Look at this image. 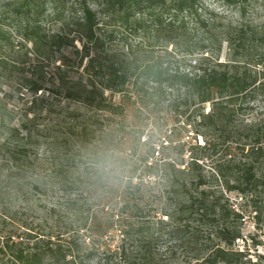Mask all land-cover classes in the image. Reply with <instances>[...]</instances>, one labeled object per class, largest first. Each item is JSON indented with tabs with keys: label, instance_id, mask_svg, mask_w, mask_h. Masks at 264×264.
Segmentation results:
<instances>
[{
	"label": "trees",
	"instance_id": "16d2710c",
	"mask_svg": "<svg viewBox=\"0 0 264 264\" xmlns=\"http://www.w3.org/2000/svg\"><path fill=\"white\" fill-rule=\"evenodd\" d=\"M223 1L237 20L222 22L200 0L12 4L22 42L10 46L28 60L0 58V68L23 71L32 97L18 124L2 126L1 213L29 208L51 186L108 216L91 214V248L67 226L24 218L0 234V264H89L113 227L120 244L105 249V264L251 263L232 248L241 216L228 193L264 187V113L254 112L264 108V20L245 21L241 0ZM163 111L196 119L205 141L174 143ZM217 141L231 144L224 161Z\"/></svg>",
	"mask_w": 264,
	"mask_h": 264
},
{
	"label": "rangeland",
	"instance_id": "374dc122",
	"mask_svg": "<svg viewBox=\"0 0 264 264\" xmlns=\"http://www.w3.org/2000/svg\"><path fill=\"white\" fill-rule=\"evenodd\" d=\"M16 1L18 0H0V58L9 62H15L16 60L19 63L28 59L24 56V47L12 49L10 46L11 43L22 42L19 34L21 16H16L12 11V4ZM200 1L207 10H212L214 13L222 16L224 18L222 22L224 23L239 18V12L236 7L226 4L223 0ZM241 1V3L245 4V21L256 23L264 20V8L260 5L261 0ZM46 28L53 30L56 28V24L49 23ZM23 74V71L15 72L10 68H0V142L4 138V128L2 126L18 124V120L23 117V112L27 108V102L31 100L32 94L26 88H23L22 85ZM258 104L255 105L254 112L261 111L264 113V108L259 107ZM4 108L6 111L3 115L1 112ZM7 112L14 118L13 122L9 121L10 115H7ZM159 116L165 122L163 129L167 130V134H172L174 143L184 142L189 147L192 144H202V141H205L204 135L197 132L198 122L196 119L187 118V115L174 116L173 113H166V111L161 112ZM46 120H49V118L47 119V117L42 115L38 123L42 124ZM153 129V126H149L146 132H150ZM228 144L229 142L217 141L213 156L221 158V161H224L227 158L225 155L227 153V146L231 147V144ZM37 151L39 156H43L45 154L44 145H40ZM212 154L210 155V159H212ZM206 164H210L209 159H206ZM74 197L77 196L66 194L60 190L56 191V188H51V186L45 188L42 192L33 193L29 200V208L23 209L20 204L14 205L10 210L6 211V215H3L0 210V234L13 230L16 223L24 218H28L27 220L32 221L33 224H38L41 228L46 229V231L49 229L54 230L57 224L67 226L71 234L78 231L77 236L82 237L80 241L84 240L85 245L91 248L90 240L92 232L90 221L93 218L91 214L98 211L97 215H95L96 220L102 223L107 218L108 212L106 209H96L92 199L86 200L84 197V200H80L79 204L73 206L71 205V201ZM228 198L232 208L241 216L238 220L241 237L234 241L233 250L238 252L247 250L248 255L246 258H250L251 263L264 264V187L254 189L251 195L246 197L237 191H233L228 193ZM81 203H83V207H81ZM89 204H91L90 210H88ZM51 208L53 210H50ZM79 208L84 209V211L80 212ZM52 239L55 240V236ZM98 244L102 247L94 257L95 259L98 258L100 262L97 263L93 259L89 264H105L103 261L105 249H108L109 246L111 250H115L120 244L118 230L115 227L110 229V233L103 236ZM169 251L179 256L181 248L172 244L169 246ZM178 262L180 261L173 260V264H179ZM245 262V264H251L247 261Z\"/></svg>",
	"mask_w": 264,
	"mask_h": 264
}]
</instances>
